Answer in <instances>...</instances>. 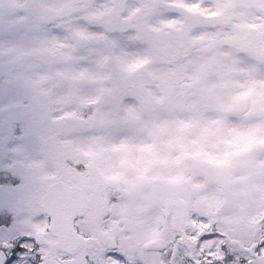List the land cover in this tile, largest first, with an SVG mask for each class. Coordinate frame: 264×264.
I'll list each match as a JSON object with an SVG mask.
<instances>
[{
    "label": "snow or ice",
    "instance_id": "6c2138e0",
    "mask_svg": "<svg viewBox=\"0 0 264 264\" xmlns=\"http://www.w3.org/2000/svg\"><path fill=\"white\" fill-rule=\"evenodd\" d=\"M0 264H264V0H0Z\"/></svg>",
    "mask_w": 264,
    "mask_h": 264
}]
</instances>
